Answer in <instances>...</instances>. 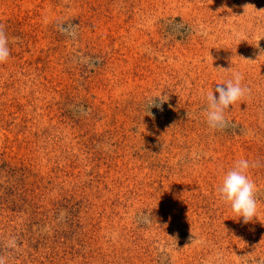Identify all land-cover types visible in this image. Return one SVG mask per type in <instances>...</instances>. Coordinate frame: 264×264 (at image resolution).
I'll return each mask as SVG.
<instances>
[{
	"label": "rangeland",
	"instance_id": "374dc122",
	"mask_svg": "<svg viewBox=\"0 0 264 264\" xmlns=\"http://www.w3.org/2000/svg\"><path fill=\"white\" fill-rule=\"evenodd\" d=\"M0 24L5 264H264V0H0ZM228 69L251 94L213 130ZM241 158L248 223L216 192Z\"/></svg>",
	"mask_w": 264,
	"mask_h": 264
},
{
	"label": "clouds",
	"instance_id": "9594fccd",
	"mask_svg": "<svg viewBox=\"0 0 264 264\" xmlns=\"http://www.w3.org/2000/svg\"><path fill=\"white\" fill-rule=\"evenodd\" d=\"M8 44L9 40L4 26L0 24V64L6 63L10 57ZM225 71H231V78L217 84L214 90L206 93V107L203 115L208 127L213 130L226 128L230 121L225 113L230 110L231 106L251 94V90L242 84L244 76L241 72L231 69ZM214 91L218 93V96L214 95ZM165 101L167 99L163 95L149 98L148 109L153 106L159 107ZM255 166V163L250 164L247 159L241 158L235 161L216 188L218 197L228 203L233 212L243 218L244 223L251 221L258 212L257 185L249 176V169ZM0 264H5L2 257H0Z\"/></svg>",
	"mask_w": 264,
	"mask_h": 264
}]
</instances>
